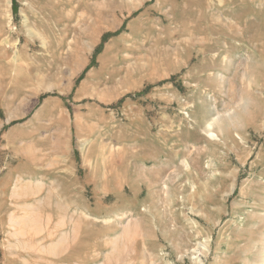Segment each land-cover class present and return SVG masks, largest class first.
<instances>
[{
    "label": "rangeland",
    "instance_id": "obj_1",
    "mask_svg": "<svg viewBox=\"0 0 264 264\" xmlns=\"http://www.w3.org/2000/svg\"><path fill=\"white\" fill-rule=\"evenodd\" d=\"M0 264H264V0H0Z\"/></svg>",
    "mask_w": 264,
    "mask_h": 264
},
{
    "label": "bare ground",
    "instance_id": "obj_2",
    "mask_svg": "<svg viewBox=\"0 0 264 264\" xmlns=\"http://www.w3.org/2000/svg\"><path fill=\"white\" fill-rule=\"evenodd\" d=\"M17 57V56H16ZM18 59V58H17ZM15 61V60H14ZM17 61V60H16Z\"/></svg>",
    "mask_w": 264,
    "mask_h": 264
}]
</instances>
